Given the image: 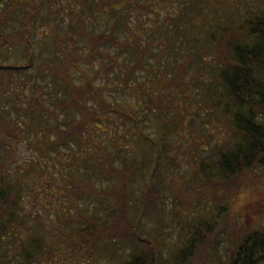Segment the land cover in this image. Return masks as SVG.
<instances>
[{
  "label": "trees",
  "instance_id": "16d2710c",
  "mask_svg": "<svg viewBox=\"0 0 264 264\" xmlns=\"http://www.w3.org/2000/svg\"><path fill=\"white\" fill-rule=\"evenodd\" d=\"M57 1L51 4L53 0H49L50 13L39 19L38 12L41 15L42 7L47 4H42V0H0V44L6 50L20 45L23 54L25 48L32 52L29 61L0 66V256L15 236L11 230L18 228L17 222L25 226L22 222L25 215L38 216V212L30 214L25 209L29 198L26 189L38 191L43 184L47 185L44 190L49 201L43 208L51 211L56 207L54 196H63L69 200L65 209L72 212L73 221L79 220L77 231L85 237L72 250L79 264H88L103 236L114 242L111 231H138L139 217L135 223L120 213L126 203L136 199L135 175L148 164L147 147L152 137L145 130L147 109L151 113L158 110L160 115L164 107L157 108L155 98H147L139 115L130 101L123 100L125 106L113 105L102 93L112 85L113 89L139 86L136 71L152 69L150 57L158 68L165 66L161 69L164 74L169 68L166 65L172 63V84L181 82L190 63L197 62L201 70L193 76L196 79L202 73L207 76L203 80L205 93L217 104L219 116L230 123L234 141L217 149L216 159L212 160L217 169L212 172L201 169L206 170L203 178L230 179L253 167L264 175V0L252 7L242 6L238 13L228 14L230 19L217 24L212 23L207 11L217 0H213L216 3L184 0L183 5L164 15L155 27L145 23L150 19L149 12H155L157 17L161 4L168 1L172 6V0H59L60 4ZM187 7L192 10L186 12ZM196 18L201 22L197 23ZM64 21L67 23L63 30ZM10 25L12 30L6 35L4 29ZM33 33L38 35V44L32 39ZM24 36L26 42L21 40ZM50 39L62 53L50 50L47 41ZM206 48L212 51L210 59L204 56ZM47 49L50 55L46 54ZM92 60L101 64L107 80L97 88L83 67ZM163 60L165 64H161ZM34 65L35 73L28 75L23 71ZM116 65L119 69L114 72ZM73 72H80L83 84L75 82ZM42 80L49 90L44 91ZM155 88L159 89L156 99H161L162 85ZM54 91L53 107L39 98L42 92L52 98ZM90 98L94 104L89 103ZM89 104L92 107L88 108ZM221 104L223 108H219ZM57 107L60 111L55 110ZM110 112L118 116L129 138L138 136L145 141L141 158L131 153L129 138L124 133L121 140L116 136L117 121L111 120ZM90 120L96 121L92 124ZM94 126L99 129L104 126V131L111 128L108 141L113 144L112 149L104 151L97 144V136L92 132ZM90 132L93 134L88 136ZM21 142L26 143L32 154L18 160ZM131 154L135 159H131ZM23 175L33 184L22 180ZM102 179L109 183L108 188L96 186L95 181ZM147 192H150L148 185L141 191L144 198ZM100 194L109 197V201L92 205L91 199ZM194 235L172 255L173 260L195 253L189 250L201 243L202 238L199 236L198 240L196 232ZM236 238L239 243L231 244L227 264H264V227L239 233ZM37 240H30L35 251L32 254L26 251L22 264L40 256ZM144 249L129 252L119 264H171L153 257L149 248ZM186 260L189 257L184 258V264H188Z\"/></svg>",
  "mask_w": 264,
  "mask_h": 264
},
{
  "label": "rangeland",
  "instance_id": "374dc122",
  "mask_svg": "<svg viewBox=\"0 0 264 264\" xmlns=\"http://www.w3.org/2000/svg\"><path fill=\"white\" fill-rule=\"evenodd\" d=\"M209 1L216 3L213 0ZM44 2L47 4L42 7L43 14L40 15L38 12L39 19L42 15L50 13L49 0H42L41 3L44 4ZM57 2L60 4L59 0ZM184 2V0H172V6L168 1L161 4L160 9L157 10V17L154 15L155 12H149L151 13L150 19L145 21L146 25L157 26L164 19V15L183 5ZM256 2H262V0H217V3L207 11L211 15L212 23L217 24L230 19L229 15L238 13L240 9L242 10V6L252 7ZM52 3H56V0ZM190 10L192 9L187 7L185 11ZM236 16L238 18V15ZM196 22L200 23V18H196ZM66 23V21L62 23L63 30L66 28ZM11 30L10 25L4 29V33L9 35ZM32 39L35 43H39L37 34L34 36L33 33ZM21 40L26 42L28 39L24 36ZM47 41L50 50L56 49L58 54L63 52L54 41L51 39L50 42ZM0 45V51L3 52L0 53V64L2 65L22 62L25 59L29 61L32 58L29 48H25V54H23L20 45H12L10 50ZM36 48L38 50V45ZM46 54L50 55L51 52L47 49ZM211 55L212 51L206 48L205 58L210 59ZM148 60L152 69H137L136 71L141 89L138 85L126 89H113L114 85H112V87H106L107 89H104L102 93V96L113 105L125 106L127 104L123 100L130 101V105L137 109L139 115L142 113L141 109H145L147 98L150 100L155 98L157 108L164 107L160 115L158 110L157 114L147 109L145 130L152 137L148 141L151 145L147 147V151L150 149L147 154L148 164L143 169L141 168L142 171L138 170L135 175L137 180L134 181L133 189L135 190L134 195L137 192L136 199L126 203V208L120 213V215L124 213L126 219L135 223L139 217L137 224L140 228L138 231H111L114 235L113 243L109 242L111 238L103 236V240L98 244L97 252L89 257L88 264H119L128 257L129 252L133 250L142 252V249L146 247L149 248L153 257L156 256L157 259L166 263L184 264V258L189 257L190 260H186L188 264H227V255H229L227 252L230 251L231 244L239 243V238L236 236L252 228L264 227V175L261 170L253 167L246 168L230 179L215 176L203 178L202 175L206 174V170L212 172L217 169L212 161L216 159L214 153L217 149L234 141L229 131L230 123L225 121L227 120L225 117L219 116L217 104L212 103L209 95L205 93L203 80L207 76H203L204 73L198 79L193 76L201 70L197 62L190 63L181 82L172 84L170 83L174 74V69L170 71L172 63L166 65L169 68L164 74L161 73V69L165 66L158 68L154 58L150 57ZM161 64H165V61L163 60ZM100 66L101 64L96 60L83 64L96 88L100 86L99 84L107 82ZM118 69L116 65L113 70L115 72ZM35 70L34 65L23 71L31 75L35 73ZM72 75L75 82L83 84L80 72H73ZM42 81L44 91L49 90L45 80ZM191 83L194 84L191 85ZM157 85L163 87L159 93L162 95L161 99H156L159 90L155 88ZM55 95L56 91L52 98H49L45 92H42L39 98L53 107L51 100L55 99ZM89 103L94 104L92 98ZM90 104L88 108L92 107ZM224 104H221L219 108H223ZM55 110L60 111V108L57 107ZM110 115L111 120L117 121V129L114 130L116 136L120 139L125 134V137L129 138L130 134L123 129L121 121L117 119L118 116L114 112H110ZM95 121L90 120L92 124ZM103 129L94 126L92 131L94 134L90 132L87 135L97 136V144L107 151L113 148V144L108 141L111 128L106 131ZM111 136L114 134L112 133ZM127 142L130 144L131 153L136 154L138 159L141 158L143 154L140 150L146 144L145 141L136 136L129 138ZM88 144L91 146V141ZM30 151L26 143L21 142L17 159L22 160L28 157L32 154ZM131 159H135L132 154ZM211 163L212 166H210ZM204 164L209 165V168H206ZM203 168L206 170H201ZM22 177V180L29 182L30 185L33 184L26 176ZM95 184L101 189L109 186L105 179L96 180ZM147 185L150 192H147L144 198L141 191L143 192ZM46 187L47 185L43 184L38 191L31 190V187L26 189V196L29 197L30 202L27 203V199L25 209L30 214L38 212V216L25 215L22 222L26 227L16 221L19 226L16 230H11L15 236L11 237L10 244L7 242L5 254L0 256V264H22L25 259L24 253L28 251V254H32L35 251L30 243L31 239H38L37 244L41 247V254L31 259L29 264H79L80 261L74 258L72 251L76 245H79V240L85 237L77 231L79 220L75 221L74 218L73 221L72 212L65 209V204H68L69 200L59 196L58 193V196H54L56 207L49 212L43 208L49 204L47 192L44 190ZM108 199L109 197H105L104 194L97 195L95 199H91L92 205H103L109 201ZM35 200L40 201L41 204H37ZM100 213H103V210ZM195 232L197 233L196 238L200 240L198 238L200 236L202 242L189 251L195 252L196 255L186 253L183 258L173 260L172 255L185 246Z\"/></svg>",
  "mask_w": 264,
  "mask_h": 264
}]
</instances>
